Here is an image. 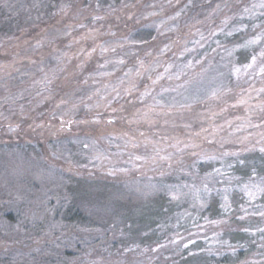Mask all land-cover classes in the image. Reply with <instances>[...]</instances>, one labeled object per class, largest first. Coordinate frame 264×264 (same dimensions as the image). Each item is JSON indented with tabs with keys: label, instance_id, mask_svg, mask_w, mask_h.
I'll return each instance as SVG.
<instances>
[{
	"label": "rangeland",
	"instance_id": "374dc122",
	"mask_svg": "<svg viewBox=\"0 0 264 264\" xmlns=\"http://www.w3.org/2000/svg\"><path fill=\"white\" fill-rule=\"evenodd\" d=\"M124 1L121 10L125 20L127 22L135 20L145 28L156 30V24L177 12L174 11L176 7L174 4L161 5L155 0L139 8L142 15H138L137 19L133 17L136 8L124 9ZM56 6V0H0V210L3 213H14L13 218L17 219L16 222H12L0 215V264H92L93 261H102V264H176L178 259L182 258L179 257L176 261L175 258L185 255V252L189 255L204 252L214 256L234 253L227 246L217 243L219 240L228 241L235 251L244 247L243 244H232L230 238L224 235L234 212L230 216L227 214L222 218L210 219L203 215L205 208L198 210V205L193 207L192 186L200 188L201 179H197L195 170L192 172L182 166L184 160L192 158L190 155H183L179 162L174 158L171 166L168 161L159 160L156 163H152L151 160L135 161L134 164L128 162L130 156L152 155V146L143 143L144 138L139 136L140 132L145 133L149 140L170 137L185 139L189 134L199 132L202 127L207 128L208 123L202 118V114L207 107L214 106L206 103V97L222 82L228 83L229 68L224 67L225 64L215 66L210 71H219L218 74L208 77L202 65H195L180 80H167L164 83L161 81L164 88L177 89L175 92L164 94L165 104L172 103L175 98L177 105L192 103V110L167 117L159 116L155 118L157 122L153 125L143 121L139 124H130L129 120L137 110L143 111L146 105L153 102L150 98L144 100L139 98V94L145 89L138 87L141 83L140 78L136 80L137 91L131 95H125L123 91L127 87V79L123 85L119 84V80L124 78L129 68L134 69L137 66V59L144 60L146 64L150 63L157 56L159 50L157 45L161 43L163 47L175 39L173 34L175 29L163 36L156 31L154 35L156 39L152 40L158 43L146 47V50L148 49L146 53H152V57H148L145 53L142 54L141 46L129 43L131 41L129 35L125 34L123 37L117 35L118 32L120 35L121 32H127L118 30L117 16L116 22L110 25L113 29H108L109 32H102L104 26L102 24L97 22L89 24L88 27L100 29L101 35L97 43H123L124 47L117 48L116 53L107 54L106 57H101L97 52L85 61L80 49H91L93 41L89 39L73 43L74 39L79 40L86 29L77 27L79 23L74 21H65L69 5H63L67 6L66 13L64 12V15L61 13L60 16H56L58 13ZM99 8L103 10L107 7L103 5ZM118 8L120 7H111V11ZM150 12L157 15L150 16L148 15ZM225 14L228 13H224L223 16ZM52 16L54 20L51 19ZM121 18L120 16L119 20ZM243 21L247 24L252 20ZM32 22L44 25H40L36 32L28 36V32L24 31L26 25ZM171 26L169 22V27ZM198 26L200 25L193 23L190 31L194 33L192 28ZM11 28L14 30L20 28L23 32L15 39L7 40L8 35H11L9 34ZM199 30L206 34L205 29L200 27ZM66 32L71 34L65 35ZM111 33H115V36ZM38 41L40 46H37ZM188 56L190 58L187 61L193 60L190 53ZM57 57H60L59 61ZM105 58L112 61L123 58L125 64L113 63L104 68L98 67L104 64ZM159 59L162 61V57ZM220 73H225V76L221 77ZM45 74L52 80L47 88L39 83ZM161 85H157L159 87L155 88V92L160 91ZM178 85L181 87H177ZM117 86L121 90V95L113 99L106 108L105 98L114 96L112 88ZM232 86L235 87L234 77ZM240 86L247 88L248 83L240 81ZM255 86L260 87L259 81ZM61 100L67 103L61 104ZM73 105L77 107L73 109ZM97 105L100 107H96ZM112 108L117 111L113 113ZM97 113L99 123L94 122ZM237 115H243V110H230L228 118ZM114 117L113 123L108 124L107 121ZM165 119L169 121L167 124L164 123ZM69 120L74 122L69 124ZM217 123L223 121L217 120ZM253 123H259V120L254 119ZM185 124H191V127L185 128ZM9 125L18 127L15 132H10ZM256 131L260 129L235 132L226 128L219 134L228 141L223 148H220L218 143L203 144L202 147L206 151L217 153L237 151L244 146L238 142L239 139L248 132ZM124 133L136 136L139 147L125 146ZM168 143L172 141L164 140L160 145L165 148L161 155L174 151L166 148ZM85 144L89 147L85 148ZM258 148L259 146L256 150ZM97 156L100 158L97 159ZM203 161L205 160H200ZM217 164L218 167L221 166L219 162ZM181 169L187 174L192 172L194 176L189 178L185 175L186 179L180 182H176L175 177L168 179L173 172ZM219 178L215 177V180L219 181ZM95 179L117 182L115 187L119 189V193L114 191L110 202L126 201L125 198L129 196H132L133 202H140L165 193L171 202L186 205L173 219L155 228L158 235L146 246L139 245V242L131 239L128 233L117 232L113 225L94 227V219L101 218L94 216V212L99 208H95L92 203L90 205L93 207L85 205L86 210L84 208L85 216H88L87 223L65 221L63 214H59L60 210L73 208L75 202H81L80 195L73 193V190H76L80 181L94 184ZM170 185L182 186L178 190L173 189L179 192L178 199H173L170 194L167 187ZM215 185L217 183L210 184L211 187ZM87 202H94V195L90 196ZM236 203L238 202H232V209L236 208L234 205ZM241 204L248 207L246 197L240 199L236 216L243 214L240 211ZM107 210L109 212L108 208ZM248 211L250 213L264 211V198H257L252 206L248 207ZM104 214L105 212L103 216L107 217V214ZM104 217L103 220H108ZM204 217L209 221L224 219L227 222L208 223ZM254 217L248 218L255 221V224L246 222L244 226L253 229L258 226L264 227V220L257 221ZM115 233L119 234L118 238ZM176 233L184 237L183 243H187L189 239L194 243L189 244L186 249L182 245L178 247L169 244L168 240L173 239ZM254 235L258 239V249H261L235 264H264V248L260 247L259 234ZM161 244L165 247L158 248L157 245Z\"/></svg>",
	"mask_w": 264,
	"mask_h": 264
},
{
	"label": "snow or ice",
	"instance_id": "6c2138e0",
	"mask_svg": "<svg viewBox=\"0 0 264 264\" xmlns=\"http://www.w3.org/2000/svg\"><path fill=\"white\" fill-rule=\"evenodd\" d=\"M169 5H171V0H168ZM179 3V0H177ZM192 0H188V3L184 5V8H181L175 13L174 16H170L167 20H161L159 24L155 25L156 31L159 35L163 36L166 32H172L176 28V21L183 14L184 9L188 8L191 5ZM100 5L97 3L96 8H99ZM224 8H230V5L225 2L223 5ZM67 6H62L60 11L66 12ZM163 9H161L162 11ZM113 11H115L113 9ZM222 11L221 5L217 4L216 7L212 10L211 16L213 13H218ZM259 13V15H258ZM148 15L154 16L157 15L155 12H150ZM247 17L249 20H259V23H251L250 27L252 29V34L248 35L247 38H244L241 42L233 43L231 48H228L221 44V41L217 39V35H223L225 38L233 37L236 33H240L249 28V24L243 23L244 18ZM264 17V0H256V2L251 5H246L242 7V10L239 13H233L232 15L225 14L223 19L220 21L219 25H214L208 29L207 35L197 29L196 35L199 36V39L191 41L194 45L193 48L187 47L188 41H185L184 47L179 52V56L183 57L186 53H192L195 49L204 48L209 41H212L216 44V48H213L212 51L216 52L217 49L223 53L221 60H227V63L224 67L229 68L227 74L228 83H221V85L213 89L210 94L206 97V103L208 105H213L214 107H207L202 118L207 121L208 127H202L199 132L189 134L185 139H180L179 137H170L162 138V140H149L145 133L140 132L139 136L143 137V143L152 146V155L151 156H141L134 155L130 156L129 163H135V161H144L148 162L151 160L152 163L159 161H168L169 166L175 158L179 162L183 155H190L193 159L191 167L196 168L197 163L200 160L205 161H217L220 163V167L213 168L210 172L205 173L204 177L201 179V187L196 188L195 185L192 186L194 189V204L193 207H197L198 210H202L208 206V201L212 196V193L215 192L220 197V208L222 212L227 215L232 213V201L230 200V190L232 188V181L235 179L240 181L239 177H233L230 175L229 171L233 168L232 163L225 165V158L231 157L239 165H245L246 161L241 159V154L243 152L253 151L259 146L258 150L260 153H264V19H259ZM105 17L100 15H93L92 22L95 24L98 21L103 20ZM131 18V17H129ZM239 20L240 23L236 24L233 21ZM169 22L172 26L169 27ZM198 23H202L198 21ZM77 27L86 29V32L79 37V40L74 39L73 43L79 41H87L91 39L93 41V47L91 49L81 48L80 52L83 53L84 60L90 59L95 53L99 52L101 57H106L107 54L116 53L117 48H123V43H108V42H99L97 43L101 33L99 28L88 27L85 24H78ZM70 32H66L65 35H70ZM115 36V33H111ZM153 40L156 37H152ZM129 43H145L144 41H129ZM175 44V41H170V43L164 44L158 50L157 56L151 60L150 63L146 64L144 60L137 59V66L129 68L128 72L124 74V78L119 80V84L123 85L125 79H127V87L123 89L125 95H131L134 91H137L136 80L147 75V79L151 82L150 85L145 86L143 92L139 94V98L144 100L145 98H150L152 100L151 105H146L143 111L137 110L133 114V118L129 120V123L139 124L141 121L153 125L157 122L155 118L159 116H169L175 115L183 112H190L192 110V103H183L177 105L175 98L173 102L165 104L163 96L168 92L177 91L176 88H164L161 85V81L165 79L180 80L182 76H186L189 70H192L195 65H201L202 59L200 60H188L182 65H177L174 62H162L159 58L164 57L169 51H171L172 45ZM37 46H40V42H37ZM258 49V50H257ZM241 50H246L248 52V59L246 63L240 64L238 62L237 53ZM67 55L66 53L64 54ZM146 56L152 57V53H145ZM207 53H205V58ZM57 60H60V57H57ZM115 63L116 65H124L125 60L123 58H118L115 61L105 58L104 64L98 65L100 68H104L109 64ZM83 66V62L80 65ZM163 69L158 71V69ZM175 69V71H173ZM43 71V69H41ZM103 75H111V73H103ZM221 77L225 76V73H220ZM154 77V78H153ZM233 77L235 78V87L233 84ZM240 81H245L248 83V87L244 88L240 86ZM259 81L260 87H256V82ZM46 88L52 83V80L45 74L44 78L39 81ZM157 85L160 86V91L155 92ZM107 87V86H106ZM177 87H181L178 85ZM112 92L115 94L111 98H105L107 100L104 105L106 108L110 106L113 99L120 97L121 90L120 88L113 87ZM155 92V94H154ZM39 94V93H38ZM179 94V93H178ZM187 99V98H185ZM61 104H66L67 101L61 100ZM59 107V105H57ZM77 106L73 105V109ZM96 107H100L97 105ZM242 109L243 115H237L228 118L230 110ZM111 111L115 113L117 109L112 108ZM113 119L107 121L108 124L113 123ZM254 119H258L259 123H253ZM217 120H222L223 123H217ZM74 121L69 120L68 123L71 124ZM94 122L99 123V114L94 118ZM169 121L165 119L164 123L167 124ZM235 127L233 128V126ZM63 126V125H62ZM18 127V125L16 126ZM16 127L9 125V131L15 132ZM185 128H190L191 124H185ZM233 129L235 132H239L245 129H260L256 132H248L247 135L239 139V143L244 145L237 151H220V152H209L203 149V144L218 143L220 148L224 147V144L227 141L226 137L220 136L219 134L224 132L225 129ZM231 135V133H229ZM219 136V139L217 137ZM123 138L125 139V146L131 145L132 148H138L139 142L137 141L136 136H129L128 133H124ZM171 140L172 143L166 144V148H171L174 151L168 152L165 155H161V152L165 151V148L160 147L164 140ZM85 148H88L89 145L85 144ZM97 159L100 157L97 156ZM183 171V169H181ZM121 171H126L121 169ZM114 174V173H113ZM192 174V173H189ZM163 175V173H161ZM226 177L222 181L215 180V177ZM214 183H224L226 186L221 190L215 187H211L210 184ZM240 192L243 194V197H246V204L248 207L252 206V203L257 198H264V175H261L257 172L255 167L251 168V174L248 176L247 180L242 183H238ZM170 194L173 199L179 198V192L173 191V189H179L180 185L167 186ZM248 207H245V204L240 205V211L243 213L238 216V219L243 221L245 218L250 216H259L264 220V211L260 212H249ZM205 221L213 224H224L227 221L224 219L209 221L207 217H204ZM244 232L259 234V239L261 241L260 247H264V227H246L243 228ZM184 237L179 233L175 234L173 239L168 240V243L175 246H180L184 249L188 247L189 244L194 243L191 239L187 243H183ZM217 243L222 246H227L233 252L235 248L229 244L226 240H219ZM158 248H163L165 245H157ZM130 249H125L129 251ZM155 251V249H153ZM209 251H211L209 249ZM92 264H102V261H93Z\"/></svg>",
	"mask_w": 264,
	"mask_h": 264
},
{
	"label": "trees",
	"instance_id": "16d2710c",
	"mask_svg": "<svg viewBox=\"0 0 264 264\" xmlns=\"http://www.w3.org/2000/svg\"><path fill=\"white\" fill-rule=\"evenodd\" d=\"M150 1L155 0H125L123 5L125 6L124 9L126 10H128L129 8L131 9V7L136 8V14L135 16L133 15V17H137L138 19V15H142L139 8L143 4H147ZM156 1L161 5H169L168 0ZM122 2L123 0H56V11L58 12L56 16H60L61 13L64 15V12L60 11L63 5H69V12L65 18L66 22L70 20L74 21V23L76 22L79 24H94L92 22V16L98 14L105 17L103 20L97 22L100 25L102 24V26L104 25L103 29L101 28L102 32H109L110 29H113L110 25H112L114 21L116 22L115 19L117 16L119 21L118 30L127 31L126 33L121 32V35L118 32L117 35L123 37L126 34L130 36L131 41H144L145 43L143 44L136 43L143 48L142 54H144L148 50H146V47L157 45L158 42H154L152 40V37H154L156 30L153 28H145L141 23H137L135 20L127 22L124 18V15L122 14ZM225 2L230 5V8L223 7ZM254 2H256V0H192L191 5H189L188 8L184 9L183 14L176 21V28L173 32V34L175 35V39H173V41H175V44L172 45L171 51H169L164 57H162V62H174L177 63V65L186 63L187 59L190 58L188 56L189 53H186L185 56L181 57L179 56V52L184 47L185 41L187 40L189 41L187 47H194V45H191L190 40L199 39V36L196 35L198 28L200 29L201 27L205 29V35H207L208 29L210 27L220 24V21L224 17V13H228L227 15L239 13L242 10L243 6L251 5ZM97 3H99L100 7L106 5L107 8L103 10L100 8H96ZM187 3L188 0H179V3H177V0H171V5L174 4L176 6L174 8V11H179L181 8H184V5ZM217 4L221 5L222 11L213 13L211 16H209V14L212 13V10ZM111 7L120 8L114 9L115 11H113L112 9L111 11ZM120 16L123 19L121 18L119 20ZM51 19L54 20V16H52ZM108 19H110L109 22L107 21ZM259 19H264V17H260ZM244 20L250 21L247 17H245ZM198 21L202 23H198ZM236 22L240 21H233V23ZM193 23H197L198 25H200L198 27L192 28L194 33L190 31ZM251 23H259V20H252L251 22H248L247 24H249V28L234 35L233 37L225 38L223 35L218 34L216 38H221V44L228 48H231L233 43L241 42L244 38H247L248 35L252 34V29L250 27ZM42 24L44 25V23ZM42 24H40V22H37L36 24L32 22V24L26 25L24 32H28L29 36L31 35V33L33 34L34 32H36L38 27ZM22 32L23 31L20 28H17L15 30L11 28V32L9 33L11 35H8L7 40L15 39L16 36L21 35ZM212 43V41H209L204 48L197 47L194 52L190 53V55L193 57V60H200L203 58L201 65L203 66L205 75H208V77L218 74L219 71H210L211 69L215 68V66L217 67L227 63V60H221V56L223 55V53L220 51V49H217L216 52L212 51L213 48H216V44ZM157 46L160 49L162 47V44L160 43ZM205 53H207L206 58ZM237 56L238 62L240 64L246 63L248 59V52L246 50H241L237 53ZM162 70V68L158 69V71ZM140 80L141 83L138 86L139 89H144L145 86L150 85L151 83L147 79V75L141 77ZM166 81L167 79L162 82L164 83ZM158 87L159 86H156V88ZM240 158L246 161L245 165H239L231 157L225 158L224 160L226 161L225 165L228 163L233 164V168L231 170H227L230 172V175L240 178V181H237L235 179L232 181L231 190H233L232 194H230V198L232 202L238 203L234 204L236 208L233 209L232 213L234 212L235 214L230 217V226L225 230L224 235L230 238L232 244H243L244 247L238 248L234 253H227L219 256L209 255L204 252L192 253L189 255L187 252H185L186 256L184 254L179 255L178 257L175 256V261L179 257L182 258L181 260L178 259V262L176 264H185L187 262L191 264H235L261 249H258L259 244H257V237L252 233L243 231V228H246L244 226L246 222L253 225L255 224V221L251 220L248 217L243 221L239 220L238 216H236V211L239 207L240 199L243 197L237 184L247 180L248 176L251 174L252 167H255L258 173L264 175V153H260L258 149H255L253 151L243 152ZM193 159L194 158H190L189 160H184L183 163H181L183 167L185 166L184 169H190L189 171L192 172L195 170L197 172V179H202L205 173L210 172L213 168L218 167L217 161H199L196 165V168L193 169L191 167ZM185 175L189 178L194 176L193 173L187 174L184 171L182 172L181 170H176L168 177V179L175 177L176 182H180L186 179ZM224 179H226V177H220L219 181H222ZM116 183L117 182H108V180L101 179H95L94 184L87 183L86 181H80L76 190H73V193H78L80 195L79 199L81 202H75L73 208H69L65 211L60 210L59 214H63V216L65 217L63 219H65V221L67 222H78L80 224H85L88 222V216H85V205L87 207H93L92 205H94L95 208H99L96 212H94V216L97 215V217L99 216L101 218L97 220L94 219V227L96 225L98 227H100L101 225H113L114 227H116L117 232H121V234L128 233L131 239L137 240L139 242V245L146 246V244L150 245L148 243H152V241H154V239L157 237L158 234L155 228L164 222L167 223L169 219H173V217L176 216L186 205L180 204V202H171L167 198L168 195H166L165 193H163L162 195L158 194L152 196L146 199V201L140 202H133V198H131L132 196H129L128 198L126 197V201L110 202L109 200L111 198V194H113L114 191L115 193H119V189L115 187ZM225 186L226 185L224 183H217V185H215L214 187L222 190ZM92 189L94 190V192H90ZM92 195H94V202H87L88 198H90V196ZM98 199H100L101 202L100 200L98 201ZM208 202L209 204L203 211V215L209 217L210 219H218L226 216L220 208V197L215 192L212 193V196ZM91 203L92 205H90ZM107 208L109 209V212ZM104 212L105 214H107V217L103 216ZM232 213L228 214V216H230ZM13 214L14 213L11 212L3 213L0 210V215L9 218L12 222H16L17 219L15 220L13 218ZM103 217L108 218V220H103ZM255 219L257 221L261 220L259 216H255L254 220ZM105 228L107 229L109 227ZM118 235L119 234L115 233V236H117L116 238L119 237Z\"/></svg>",
	"mask_w": 264,
	"mask_h": 264
}]
</instances>
